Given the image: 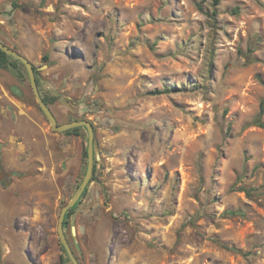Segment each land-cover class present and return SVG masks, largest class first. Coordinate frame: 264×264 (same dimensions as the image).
<instances>
[{
  "label": "rangeland",
  "instance_id": "374dc122",
  "mask_svg": "<svg viewBox=\"0 0 264 264\" xmlns=\"http://www.w3.org/2000/svg\"><path fill=\"white\" fill-rule=\"evenodd\" d=\"M207 11L0 0V42L59 124L94 125L96 173L65 225L81 264H264V0ZM79 133L52 131L24 65L0 71V264H72L57 227L87 169Z\"/></svg>",
  "mask_w": 264,
  "mask_h": 264
},
{
  "label": "water",
  "instance_id": "95a60500",
  "mask_svg": "<svg viewBox=\"0 0 264 264\" xmlns=\"http://www.w3.org/2000/svg\"><path fill=\"white\" fill-rule=\"evenodd\" d=\"M0 50L12 57L13 59L21 62L28 73L31 89L33 91L35 100L43 112L44 116L46 117L47 121L49 122L52 131L56 133H66L68 131L77 129V128H85L88 131L89 136V145L87 149L88 154V164L84 179L81 185L78 187L77 191L73 195L72 199L62 208L59 219H58V227L57 232L60 239L61 244L63 245L68 258L70 259L72 264H81L79 259L77 258L75 252L73 251L70 242L67 238L65 233V219L68 212L75 207L76 204L80 201L83 197L84 192L88 188L91 179L94 174V168L96 163V154H95V130L94 125L89 121H73L66 124H59L55 114L51 110L50 106L47 105L42 97L40 92L38 83H37V76L35 72V68L33 63L20 52L15 50L14 48L0 42Z\"/></svg>",
  "mask_w": 264,
  "mask_h": 264
},
{
  "label": "trees",
  "instance_id": "16d2710c",
  "mask_svg": "<svg viewBox=\"0 0 264 264\" xmlns=\"http://www.w3.org/2000/svg\"><path fill=\"white\" fill-rule=\"evenodd\" d=\"M222 1L223 0H212V11L211 12L210 11H207L206 12V14L208 15V17L211 18V20L215 21L213 23V25L216 24V17L218 16V7L221 5ZM14 7L17 8L16 1L14 2ZM199 8L201 10H204V8L202 6H200ZM232 13L237 15V14H239V10L238 9H235L234 11H232ZM14 49L16 50V48H14ZM12 59H13L12 57H10L9 55H7L6 53H4L3 51L0 50V71L3 70V69H6L8 67V64H12L13 66H16V67L19 64H22L21 62L15 60V59H13L14 61H11ZM35 72H36V76H37L38 73H37L36 68H35ZM37 83H38V86L40 88V81H39L38 77H37ZM40 92H41V90H40ZM153 94L157 95V94H161V93L160 92H153ZM42 97H43L45 103L47 105H49V106H51L56 101V98L55 97H48V96H45V95H42ZM263 116H264V101L261 104L260 113L258 115V118L252 124L255 125V126L264 128V122H262ZM80 130H81V128H77V129H74V130H71V131L66 132V134L67 135H77V136H80V133H79ZM84 157H88L87 151L84 152ZM96 169H97V163L95 164V168H94V172L95 173H96ZM245 191H246V193H247V195L249 197L252 196V193L251 192H255L254 190H252V191L245 190ZM87 193H88V188L84 192L83 196H85ZM78 204H79V202H78ZM78 204H76L75 207L68 212V214L66 216V219H65V225H67L66 220H68L69 217L72 216V214L76 210ZM227 215L228 216H236V215H238V212L229 211V212H227ZM231 250L234 251V252H238L235 248H232Z\"/></svg>",
  "mask_w": 264,
  "mask_h": 264
},
{
  "label": "clouds",
  "instance_id": "9594fccd",
  "mask_svg": "<svg viewBox=\"0 0 264 264\" xmlns=\"http://www.w3.org/2000/svg\"><path fill=\"white\" fill-rule=\"evenodd\" d=\"M40 89V88H39Z\"/></svg>",
  "mask_w": 264,
  "mask_h": 264
}]
</instances>
